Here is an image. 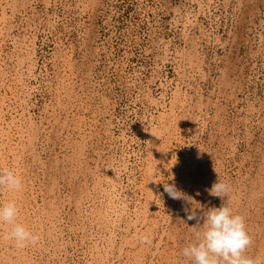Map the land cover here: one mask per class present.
<instances>
[{"label": "rangeland", "instance_id": "obj_1", "mask_svg": "<svg viewBox=\"0 0 264 264\" xmlns=\"http://www.w3.org/2000/svg\"><path fill=\"white\" fill-rule=\"evenodd\" d=\"M0 169V264H191L217 177L264 264V0H0Z\"/></svg>", "mask_w": 264, "mask_h": 264}, {"label": "clouds", "instance_id": "obj_2", "mask_svg": "<svg viewBox=\"0 0 264 264\" xmlns=\"http://www.w3.org/2000/svg\"><path fill=\"white\" fill-rule=\"evenodd\" d=\"M0 187L21 191L23 181L12 171L0 169ZM229 189L230 186L217 177L216 182L206 191L209 196L220 198L221 205L206 207L196 202L199 207H193L192 197L178 190L174 184H163V191L169 198L191 206L184 209L186 220L196 223L190 227L191 242L182 249V256L191 264H254L246 255L252 238L246 229L245 218L233 213L229 206ZM18 215L19 210L14 202L0 206V224L11 226L4 238L14 241L17 248L36 244L39 237L16 222ZM144 240L146 242V238Z\"/></svg>", "mask_w": 264, "mask_h": 264}, {"label": "bare ground", "instance_id": "obj_3", "mask_svg": "<svg viewBox=\"0 0 264 264\" xmlns=\"http://www.w3.org/2000/svg\"><path fill=\"white\" fill-rule=\"evenodd\" d=\"M22 189H23V188H22ZM18 192H20V194L22 195V193H21L22 191H18ZM24 193H25V192H24ZM17 195H19V193H18ZM24 196H25V195H24ZM24 196H23V197H24ZM19 197H20V196H19ZM23 197H22V199H21V200H23V199H24ZM24 200H25V199H24ZM24 200H23V201H24ZM19 219H20V218H19ZM23 223H24V222H23ZM24 224H25V223H24ZM24 224H22V226H23ZM24 227H25V226H24ZM8 230H10V229H8ZM19 249H20V248H19ZM22 249H23V248H22ZM20 252H21V251H20ZM17 253H19V250H18V252H17ZM22 254H23V253H22ZM23 256H24V255H23ZM23 256H21V257H23ZM23 258H24V257H23ZM16 260H17V259H16ZM17 261H18V260H17ZM20 261H21V263H22V261H23V260H22V259H20ZM20 261H19V262H20ZM19 262H18V263H19ZM25 262H26V261H25ZM18 263H17V264H18ZM22 264H25V263H22Z\"/></svg>", "mask_w": 264, "mask_h": 264}]
</instances>
